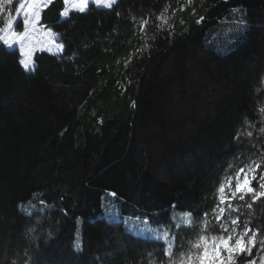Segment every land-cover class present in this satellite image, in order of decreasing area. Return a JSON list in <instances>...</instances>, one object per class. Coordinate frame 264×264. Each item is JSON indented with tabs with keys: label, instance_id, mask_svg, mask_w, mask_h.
<instances>
[{
	"label": "trees",
	"instance_id": "obj_1",
	"mask_svg": "<svg viewBox=\"0 0 264 264\" xmlns=\"http://www.w3.org/2000/svg\"><path fill=\"white\" fill-rule=\"evenodd\" d=\"M166 6L173 27L161 29ZM65 9L41 12L63 48L36 52L32 71L0 41V264H169L165 243L106 216L167 232L189 208L210 216L222 181L264 161V0ZM13 13H0V30ZM246 217L264 233V199Z\"/></svg>",
	"mask_w": 264,
	"mask_h": 264
},
{
	"label": "snow or ice",
	"instance_id": "obj_2",
	"mask_svg": "<svg viewBox=\"0 0 264 264\" xmlns=\"http://www.w3.org/2000/svg\"><path fill=\"white\" fill-rule=\"evenodd\" d=\"M70 0H64V4L68 5ZM96 6H103L107 9H112L114 5L118 3V0H91ZM227 2V0H226ZM54 0H0V13L8 10L9 6L17 14L15 21L11 18V14L4 25V28L0 31H11L14 27H19L22 23L23 31L19 33L13 32V35H17L21 41L28 35L31 28H34L41 20V12L51 6ZM191 3V0H189ZM89 4V0H77V3L73 5L78 11L83 13ZM181 11L184 9L181 8ZM240 9L233 8V13L240 12ZM168 7L166 6L164 11L156 17L161 21L157 25L158 28L163 29L165 26L172 28L167 17ZM175 15V10H173ZM195 14V10H193ZM61 17L66 18L69 12L65 9L60 13ZM119 15V13H117ZM205 17L201 16L196 23L201 24ZM148 19H144L140 23L141 32L145 31L148 25ZM183 23V20H181ZM241 31L246 30V21H238ZM43 27V25L41 24ZM49 35H52L49 27ZM171 35V33H169ZM3 45H6L8 50H13V45L9 43L8 39H3ZM58 50L63 48L62 45L56 46ZM147 47V45H145ZM18 64L23 68L25 72L33 70V62L30 53H25V58L20 59ZM127 66V62H126ZM261 82L264 83V77H261ZM135 107V103H133ZM264 111V108L260 109ZM247 123V121H245ZM264 132V128L260 129ZM249 137L252 136V132H247ZM238 133L234 139H239ZM264 161H251L249 164L239 168L235 173V183L233 188V178L227 177L226 184L221 183L218 192L221 194L218 197V203L212 207V217H209L208 211H202L200 206L196 209L189 208L183 213V223L173 221L169 218L166 225L168 231L165 232V237L171 236L172 242L169 245H164V256L169 261V264H237V259L240 257H248L245 264H264V254L260 255L257 261L254 252L257 251V245L259 244V252L264 253V239L257 240L260 235V228L253 229L251 227V221H244L241 228V216L240 208L233 205L234 200L244 202L245 205L251 209L257 201L264 199V171H261ZM231 167V165H230ZM258 185V188L255 186ZM228 189L226 192L225 189ZM112 197H116L117 193H109ZM36 194H33L35 198ZM250 199L251 203L247 201ZM42 205H46V201L41 200ZM21 211H25L24 205L17 206ZM177 207H186L185 205H173L175 211ZM230 210L236 212L235 217L225 218V211ZM31 215V213H28ZM65 215L67 210L65 209ZM142 215L149 216V223L159 224V213H143ZM199 217V219H198ZM81 218L77 217L79 222ZM218 229V231L216 230ZM34 229L30 228L29 232ZM174 230V231H173ZM75 251L82 250L81 243L76 242L74 244ZM177 253L179 254L177 256ZM177 256L174 261L173 257ZM16 264V261H13Z\"/></svg>",
	"mask_w": 264,
	"mask_h": 264
},
{
	"label": "rangeland",
	"instance_id": "obj_3",
	"mask_svg": "<svg viewBox=\"0 0 264 264\" xmlns=\"http://www.w3.org/2000/svg\"><path fill=\"white\" fill-rule=\"evenodd\" d=\"M75 3H77V0H70L69 4L66 5V8H67L66 10L68 11V9H70V8L77 10L76 8L73 7V5ZM90 3H92L91 0H89V4ZM99 8H104V7L99 6ZM16 15L17 14L15 12L11 15V18L13 19V21H15ZM22 19H23V17L21 14V31H23V27H24L23 23H22ZM13 32L19 33L20 31L15 30V27L11 31H1L0 32V41L3 43V39H8L9 43L13 45V48L18 49L19 54H20V59L25 58V53H30L31 59L33 62V68L35 65L33 56L36 52L50 51L52 47L57 46V45H61L60 43H58L56 41L57 35L54 32L51 31L52 35H49L48 34L49 29L41 28L38 23L34 28H31L28 35L23 39V41H21L17 35H13L12 34ZM61 50L59 52H61ZM262 108H264V105L261 107V109ZM260 112L264 116V111L260 110ZM251 161H253V160H250V162ZM235 173L233 174V176H231L233 178V188H234V183H235ZM227 177H229V176H227ZM227 177L222 181L225 184L227 181ZM255 186L258 188V185H255ZM218 189H217V193H216V204L218 203V197L221 195L218 192ZM225 190H226V192L228 191L227 188ZM247 202L251 203L250 199ZM232 203L234 206H238L240 208V212L242 213V216H241V228H242L244 221H250V219H248L246 217L248 214L249 208L245 205L244 202H241L239 200H234ZM236 215H237L236 212H232V211L227 210V209L225 211V218L235 217ZM209 217L211 219H213V223H215L214 218L212 217V211H211V214ZM106 219L109 222H118V221L122 220L126 231L133 234V235H136V236H139L142 238L161 241V242L165 243L166 245H169L171 242L169 239V236L165 237L166 231L162 227L161 228L151 227L147 223H145L142 219H140L138 217H136V218L121 217V216H118L116 211L113 210V211H110L108 213V215L106 216ZM178 219L181 223H183V214L179 215ZM251 227L253 229H255V227H253L252 225H251ZM216 230L218 231V229H216ZM260 239H264V233H262V232H260V235L257 237V240H260ZM259 247L260 246L258 244L257 245V251L254 252V256H256L257 261H258L259 256L264 254V253L259 252ZM247 259H248V257H240L237 259V264H245V261Z\"/></svg>",
	"mask_w": 264,
	"mask_h": 264
},
{
	"label": "crops",
	"instance_id": "obj_4",
	"mask_svg": "<svg viewBox=\"0 0 264 264\" xmlns=\"http://www.w3.org/2000/svg\"><path fill=\"white\" fill-rule=\"evenodd\" d=\"M67 9V8H66ZM70 10H75V9H73V8H70V9H68V11H70ZM41 28H45L44 26L42 27V26H40ZM46 29V28H45ZM60 50H58L57 49V47L56 46H54V47H52L51 48V50L50 51H46V52H48V53H52V54H56V53H60L59 52Z\"/></svg>",
	"mask_w": 264,
	"mask_h": 264
}]
</instances>
